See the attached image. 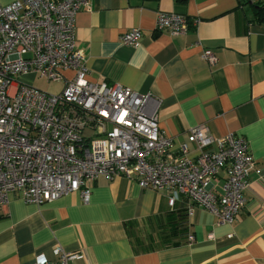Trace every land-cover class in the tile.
Returning <instances> with one entry per match:
<instances>
[{
	"label": "crops",
	"instance_id": "obj_1",
	"mask_svg": "<svg viewBox=\"0 0 264 264\" xmlns=\"http://www.w3.org/2000/svg\"><path fill=\"white\" fill-rule=\"evenodd\" d=\"M86 2L75 17V48L83 53L88 81L158 98V128L172 138L171 150L198 124L213 137H245L259 173H249L244 204L231 223H217L195 206L182 237L170 219L181 199L171 208L163 192L140 188L132 178L99 175L87 202L79 191L40 205L12 192L0 211V264H30L39 254L54 259L55 246L80 253L75 264H264V22L239 0ZM158 12L198 23L173 36L155 30ZM132 28L143 33L138 47L120 43ZM204 49L213 52L214 64L201 58ZM62 75L70 79L73 71ZM188 147L193 157L196 148ZM219 175L216 194L226 171Z\"/></svg>",
	"mask_w": 264,
	"mask_h": 264
},
{
	"label": "built area",
	"instance_id": "obj_2",
	"mask_svg": "<svg viewBox=\"0 0 264 264\" xmlns=\"http://www.w3.org/2000/svg\"><path fill=\"white\" fill-rule=\"evenodd\" d=\"M250 4L264 0H242ZM86 0H15L0 4V211L17 192L42 204L79 191L87 202L99 175L127 177L140 188L163 192L173 207L184 201L191 218L195 206L229 224L244 204L251 171L259 173L245 137L229 132L213 137L205 124L188 130L186 142L171 150L172 138L158 128L159 99L117 83L86 79L83 53L75 48V17ZM198 19L158 12L156 31L186 33ZM142 30L132 28L120 43L138 47ZM201 58L216 62L210 49ZM72 70L70 79L62 72ZM27 74L62 81L48 93L22 80ZM196 154L188 156V144ZM225 170L221 193L213 185ZM229 237L232 235L229 234ZM187 240H193L189 233ZM30 264H75L77 252L52 249Z\"/></svg>",
	"mask_w": 264,
	"mask_h": 264
},
{
	"label": "trees",
	"instance_id": "obj_3",
	"mask_svg": "<svg viewBox=\"0 0 264 264\" xmlns=\"http://www.w3.org/2000/svg\"><path fill=\"white\" fill-rule=\"evenodd\" d=\"M239 1L241 3L248 4V2H246V1H242V0H239ZM251 5L253 7V11H254V15L256 16V20L258 22H264V1L252 3ZM184 203L185 202L182 201V206L176 210H173L172 213L170 214V219L173 222V230H174L173 233L174 234L175 233L180 234V237H182L186 234V228H187L186 213H185L186 208H185ZM175 218H176V222L174 225ZM178 242L170 243L167 246L177 245V244H179Z\"/></svg>",
	"mask_w": 264,
	"mask_h": 264
},
{
	"label": "rangeland",
	"instance_id": "obj_4",
	"mask_svg": "<svg viewBox=\"0 0 264 264\" xmlns=\"http://www.w3.org/2000/svg\"><path fill=\"white\" fill-rule=\"evenodd\" d=\"M24 80V78L22 79ZM32 86H34L37 89H40L42 91L48 92V93H58L60 92V82L58 81H46L44 78H40L38 75H33L32 79L30 80H24Z\"/></svg>",
	"mask_w": 264,
	"mask_h": 264
}]
</instances>
